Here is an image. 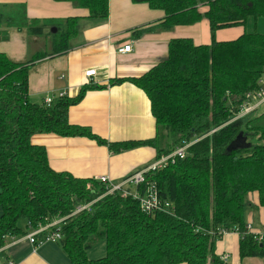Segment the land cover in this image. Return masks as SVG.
Here are the masks:
<instances>
[{"label":"trees","instance_id":"trees-1","mask_svg":"<svg viewBox=\"0 0 264 264\" xmlns=\"http://www.w3.org/2000/svg\"><path fill=\"white\" fill-rule=\"evenodd\" d=\"M54 1L87 9L91 19L109 15V0ZM133 2L166 15L158 26L136 30V37L207 20L212 43L173 39L168 58L144 76L85 85L75 98L56 97L51 104L31 102L29 72L38 60L68 51L78 35L79 19L31 23L30 33L47 36L51 51L36 54L26 64L0 53V244L63 220L57 245L71 264H229L217 254L224 239L220 231H239L241 260L264 259V242L246 230L252 196L264 211V114L255 118L254 111L237 118L246 96L262 87L264 35L247 32V26L251 19H264V0ZM52 27L57 32L46 34ZM236 27L246 31L236 40L216 41L218 31ZM127 82L151 101L154 139L109 143L86 127L70 124L69 110L86 92ZM240 133L251 147L229 152ZM36 134L89 138L113 153L148 146L156 159L193 144L186 158L147 175V183H154L170 207L146 214L131 187L107 195V186L98 180L54 171L46 149L31 141ZM79 207L86 208L77 212ZM20 222H25L24 229ZM96 242L105 243L106 256L91 260L88 250Z\"/></svg>","mask_w":264,"mask_h":264},{"label":"crops","instance_id":"crops-1","mask_svg":"<svg viewBox=\"0 0 264 264\" xmlns=\"http://www.w3.org/2000/svg\"><path fill=\"white\" fill-rule=\"evenodd\" d=\"M89 16L87 9L77 8L70 2L0 0V53L17 64H26L36 54L51 51L47 36L30 33L31 23L79 19L78 35L70 41L66 53L47 56L32 65L31 102L42 103L46 97L60 93L75 98L85 85L104 86L114 79L140 78L168 58L169 43L173 39H191L195 45L212 43L207 20L136 37V30L158 26L166 15L133 0H109V15L104 20ZM53 29L48 28L45 33H52ZM245 31L242 27L220 30L215 39L233 41ZM127 45L131 46L129 53L118 52ZM93 68L98 76L86 78L85 72ZM261 81L264 87V77ZM263 114L264 103L255 118ZM69 121L74 126L90 129L109 143L144 142L156 137L151 101L144 91L129 82L86 92L83 100L70 108ZM31 141L46 149L54 171L77 179L108 177L114 185H121L133 173L151 166L157 156L148 146L113 153L108 147L84 137L36 134ZM251 202L257 208L248 211L249 220L258 218V224L264 228V211L258 207L256 195L251 197ZM238 249L239 236L229 234L218 243L217 254L229 255V262L233 257L234 264H264V259L241 260ZM8 260L15 264H71L59 245L45 243L35 247L26 238L6 241L5 250L0 252V263Z\"/></svg>","mask_w":264,"mask_h":264},{"label":"built area","instance_id":"built-area-1","mask_svg":"<svg viewBox=\"0 0 264 264\" xmlns=\"http://www.w3.org/2000/svg\"><path fill=\"white\" fill-rule=\"evenodd\" d=\"M130 50H131V46L127 45L119 48L118 52L124 54V53H129ZM97 76H98L97 70L94 68L89 69L88 71L85 72L86 78L90 79V78H95ZM261 85H262V81H261ZM66 96H67L66 93H60L58 95L48 96L44 99V102L46 104H51L56 97L62 98ZM263 103H264V87H261V89L258 92L256 93L252 92L246 96V102L242 105L241 110L237 115V118H241L247 114H250L251 112L257 111ZM192 144L193 143L185 144L184 146L176 148L169 155H165L160 157L159 159H156V161L151 166H148L145 169L133 173L132 175L127 177L121 185H114L108 177H100L98 181L102 182L107 186L108 193L110 194L114 193L119 189H124L127 187L133 188V192H131V195H133L134 199L139 201L142 211L146 214H152L155 213L156 211L168 210L170 204L165 202L163 199H161L157 187L154 185V183H147V175L158 169L166 168L170 164H174L178 159L186 158L187 149ZM85 208L86 207H79L77 212H81ZM62 221L63 220H57L46 226H39L38 229L31 230L27 236L23 237V239L26 238L30 242V244H32L35 247H41L45 243L57 244V242L61 239V230L59 226ZM246 230L249 235L254 236V239L257 242H264V231H259L257 229H254L253 225L250 223L247 224ZM220 234L225 238L230 233L226 231H220ZM231 234H236L240 237L239 231L233 232ZM7 240L8 239H6V241ZM9 240L15 242L19 239L9 238ZM4 250H5V246H2L0 244V252ZM221 259L224 262H229V255L223 254L221 256ZM0 264H15V263L12 260H8L6 263H0Z\"/></svg>","mask_w":264,"mask_h":264},{"label":"rangeland","instance_id":"rangeland-1","mask_svg":"<svg viewBox=\"0 0 264 264\" xmlns=\"http://www.w3.org/2000/svg\"><path fill=\"white\" fill-rule=\"evenodd\" d=\"M255 30L258 33L264 35V19L258 20L257 23H255L253 19L250 20V22H249V24L247 26V32L252 33ZM251 142L254 143V144H258V140H256V139L251 140ZM109 194L110 193H107V195H109ZM256 208L257 207L255 205H253V210L256 209ZM246 220H247V224H249V223L252 224L254 229L260 228V230L259 229H257V230L264 231V228L261 227L258 224V222H257L258 218L255 220V217H254V220L252 222H250V220H249V212L246 215ZM19 225L23 229L25 228V222H20ZM10 241L11 240H9V239L7 240V242H10ZM105 256H106V246H105L104 242H96L88 250V258L91 259V260L101 259V258H104ZM233 260H234L233 257H231L229 264H234Z\"/></svg>","mask_w":264,"mask_h":264},{"label":"water","instance_id":"water-1","mask_svg":"<svg viewBox=\"0 0 264 264\" xmlns=\"http://www.w3.org/2000/svg\"><path fill=\"white\" fill-rule=\"evenodd\" d=\"M57 29L54 28L52 33H56ZM251 147V144L248 143L247 138L243 136V133H240L236 140L229 146L228 151L233 152L237 149H248Z\"/></svg>","mask_w":264,"mask_h":264}]
</instances>
